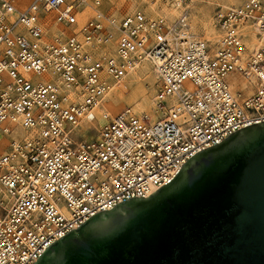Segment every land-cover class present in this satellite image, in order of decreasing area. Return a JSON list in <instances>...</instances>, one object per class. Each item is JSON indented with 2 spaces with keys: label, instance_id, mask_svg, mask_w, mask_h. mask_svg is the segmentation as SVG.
I'll list each match as a JSON object with an SVG mask.
<instances>
[{
  "label": "built area",
  "instance_id": "2783aa9c",
  "mask_svg": "<svg viewBox=\"0 0 264 264\" xmlns=\"http://www.w3.org/2000/svg\"><path fill=\"white\" fill-rule=\"evenodd\" d=\"M102 2L0 0V264H33L95 212L148 196L200 149L264 121V45L246 42L264 36V0L218 6L212 43L185 11L168 21ZM144 62L150 109L110 114L114 86ZM98 116L95 136H75Z\"/></svg>",
  "mask_w": 264,
  "mask_h": 264
},
{
  "label": "water",
  "instance_id": "95a60500",
  "mask_svg": "<svg viewBox=\"0 0 264 264\" xmlns=\"http://www.w3.org/2000/svg\"><path fill=\"white\" fill-rule=\"evenodd\" d=\"M33 264H264V121L200 149L148 196L95 212Z\"/></svg>",
  "mask_w": 264,
  "mask_h": 264
},
{
  "label": "rangeland",
  "instance_id": "374dc122",
  "mask_svg": "<svg viewBox=\"0 0 264 264\" xmlns=\"http://www.w3.org/2000/svg\"><path fill=\"white\" fill-rule=\"evenodd\" d=\"M29 0H18V6L23 7ZM244 0H103L101 8L116 15L125 14L135 8H140L151 17L164 18L168 21L175 19L182 11L188 14L190 30L194 35L211 43L217 37V29L213 24V15L218 6L239 5ZM85 14L90 15L86 10ZM55 27H49L52 32ZM247 37V46L253 47L258 40ZM123 91L121 99H116L111 92L109 102L114 103L109 109L110 114H115L126 106L132 107L136 111L146 110L151 107L152 97L156 91V79L151 64L144 62L136 71L129 74L118 84ZM234 86V85H233ZM235 87V86H234ZM236 88V87H235ZM143 92V95H135V92ZM108 103V102H107ZM105 103V106L106 104ZM103 118H98L85 127V130L77 131L75 136L81 138H91L95 136L96 130L103 124ZM80 133V134H78Z\"/></svg>",
  "mask_w": 264,
  "mask_h": 264
},
{
  "label": "bare ground",
  "instance_id": "6f19581e",
  "mask_svg": "<svg viewBox=\"0 0 264 264\" xmlns=\"http://www.w3.org/2000/svg\"><path fill=\"white\" fill-rule=\"evenodd\" d=\"M253 40H254V39H253ZM254 41H255V40H254ZM254 41H253V44H255ZM259 44H263V45H264V36H263L260 40L257 41V45H259ZM231 88H232L233 91L235 90V87L232 86V85H231ZM112 91H113L114 96H115L116 99L119 100V99L122 98V96H123V91L119 88V85H118V84L114 86V88H113ZM134 94H135V95H139V96H141V95H143V92H140V91H139V92H135ZM113 104H114V103L108 101V103L106 104L105 107L108 108V109H110V108L112 109V108L114 107Z\"/></svg>",
  "mask_w": 264,
  "mask_h": 264
}]
</instances>
